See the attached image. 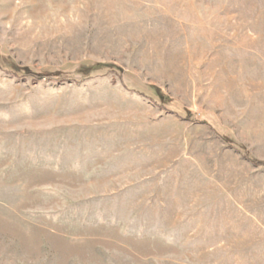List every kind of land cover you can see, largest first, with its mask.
Wrapping results in <instances>:
<instances>
[{
	"label": "rangeland",
	"instance_id": "obj_1",
	"mask_svg": "<svg viewBox=\"0 0 264 264\" xmlns=\"http://www.w3.org/2000/svg\"><path fill=\"white\" fill-rule=\"evenodd\" d=\"M0 264H264V0H0Z\"/></svg>",
	"mask_w": 264,
	"mask_h": 264
}]
</instances>
